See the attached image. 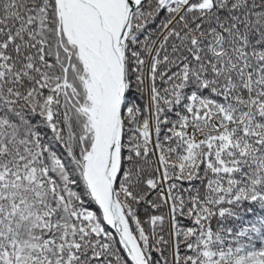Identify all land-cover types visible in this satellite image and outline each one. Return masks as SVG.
<instances>
[{"label": "snow or ice", "instance_id": "snow-or-ice-1", "mask_svg": "<svg viewBox=\"0 0 264 264\" xmlns=\"http://www.w3.org/2000/svg\"><path fill=\"white\" fill-rule=\"evenodd\" d=\"M0 264H264V0H0Z\"/></svg>", "mask_w": 264, "mask_h": 264}]
</instances>
